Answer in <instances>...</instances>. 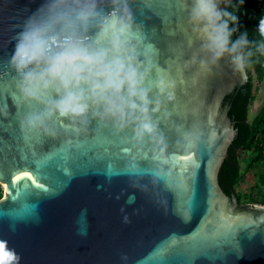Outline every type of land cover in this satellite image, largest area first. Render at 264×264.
Segmentation results:
<instances>
[{
  "label": "water",
  "instance_id": "95a60500",
  "mask_svg": "<svg viewBox=\"0 0 264 264\" xmlns=\"http://www.w3.org/2000/svg\"><path fill=\"white\" fill-rule=\"evenodd\" d=\"M40 3L0 0V264H264V207L217 179L236 133L224 98L248 75L209 58L192 0H127L121 48L152 101L143 136L139 113L28 126L43 104L9 60Z\"/></svg>",
  "mask_w": 264,
  "mask_h": 264
},
{
  "label": "clouds",
  "instance_id": "9594fccd",
  "mask_svg": "<svg viewBox=\"0 0 264 264\" xmlns=\"http://www.w3.org/2000/svg\"><path fill=\"white\" fill-rule=\"evenodd\" d=\"M228 2L192 0L189 18L209 58L227 55L243 68L253 55H264V16L256 26L261 39L250 40L235 12L221 6ZM128 23L127 0H41L16 34L9 60L20 92L43 104L26 117L29 127L55 134L54 121L75 127L91 116L122 125L139 113L136 134L154 132L142 73L121 48Z\"/></svg>",
  "mask_w": 264,
  "mask_h": 264
},
{
  "label": "trees",
  "instance_id": "16d2710c",
  "mask_svg": "<svg viewBox=\"0 0 264 264\" xmlns=\"http://www.w3.org/2000/svg\"><path fill=\"white\" fill-rule=\"evenodd\" d=\"M226 6L238 16L239 31H247L250 40L261 39L256 26L260 17L264 16V0H232ZM245 68L248 82L234 88L224 98L228 117L236 133L217 179L221 190L227 196H234L239 204L264 205V190L261 187L256 194L249 192L247 196L237 192L245 175L259 164H264V102L252 120L248 117L255 93L264 79V55L257 53L250 57L245 63ZM260 183L264 186L263 177L260 178ZM2 196L3 191L0 188V200Z\"/></svg>",
  "mask_w": 264,
  "mask_h": 264
},
{
  "label": "rangeland",
  "instance_id": "374dc122",
  "mask_svg": "<svg viewBox=\"0 0 264 264\" xmlns=\"http://www.w3.org/2000/svg\"><path fill=\"white\" fill-rule=\"evenodd\" d=\"M253 81L255 84V77L253 76ZM264 102V79L260 86L258 87V91L255 93V99L253 104L249 108V120H252L256 113L258 112L259 108L262 106ZM244 164H242V168ZM264 178V164H259L257 167L250 170L249 173L245 175L243 183L237 188V192L241 195L247 196L249 192L257 193L258 188H263L264 186L260 183V178ZM1 190L3 191V187L0 185Z\"/></svg>",
  "mask_w": 264,
  "mask_h": 264
},
{
  "label": "built area",
  "instance_id": "2783aa9c",
  "mask_svg": "<svg viewBox=\"0 0 264 264\" xmlns=\"http://www.w3.org/2000/svg\"><path fill=\"white\" fill-rule=\"evenodd\" d=\"M261 206H263V207H264V205H261Z\"/></svg>",
  "mask_w": 264,
  "mask_h": 264
},
{
  "label": "snow or ice",
  "instance_id": "6c2138e0",
  "mask_svg": "<svg viewBox=\"0 0 264 264\" xmlns=\"http://www.w3.org/2000/svg\"><path fill=\"white\" fill-rule=\"evenodd\" d=\"M19 179V178H18Z\"/></svg>",
  "mask_w": 264,
  "mask_h": 264
}]
</instances>
